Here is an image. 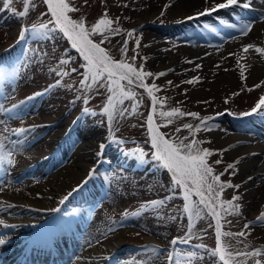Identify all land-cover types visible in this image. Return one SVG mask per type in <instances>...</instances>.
<instances>
[{
  "label": "rangeland",
  "instance_id": "374dc122",
  "mask_svg": "<svg viewBox=\"0 0 264 264\" xmlns=\"http://www.w3.org/2000/svg\"><path fill=\"white\" fill-rule=\"evenodd\" d=\"M171 1L69 0L71 6L78 9L69 15L72 19L83 20L85 25L91 28L107 13V18L113 21L111 27L120 30L117 35L106 33L109 39L101 45L112 58L117 61L121 59L120 46L124 39H128L126 59L129 63H133L138 70L143 65L144 71L154 74L167 73L162 77H147L144 81L149 86L153 83L157 85L158 90H154V95L159 98V103L157 112L154 114V122L166 125L159 129L165 134V138L176 143L190 142L192 139L190 132L183 125L192 124L195 127L200 123V119L187 115L176 116L172 118L171 123H168L167 118L159 117L160 111L179 108L185 113H198L200 118L215 117L214 121L210 122L212 130H202L196 134L195 138L204 142L200 145L202 148L228 149L223 152L222 156L219 152L210 156L208 163L216 174L224 173L221 176L222 182L241 185L238 190L225 189L220 197L222 200H231L233 195L242 197L237 202L241 205L239 215H222V231L245 232V236L222 237V242L230 243L233 246V251L264 248V224H255L251 229H244V225L254 222L257 216H254L252 210L248 208L247 188L241 183L243 182V172L238 165L235 175L232 174L233 170L231 169L225 171L227 165L236 159L230 155L228 145H221V140L217 138V134L229 135L232 133L230 129H233V126L245 122L249 117H240L239 114L250 111L264 96V56H260L253 49H250L247 54L242 51L243 46L248 44L264 47V39L257 40L255 35L259 32L256 24L262 21L260 18L264 16V10L258 11L257 15L252 14L250 18L246 16L242 18L238 16V10L241 7H235L197 18L196 14L203 12L209 5L207 1H204L196 7L185 9L186 12L198 11L170 20L172 16L167 9L165 10V6L167 5L169 8L172 4ZM4 3L5 0H0V50L5 48L6 44L11 43L6 53L10 51L12 57L7 59V57L1 56L0 61L6 59L15 67H19V72L12 78L11 86L8 87L10 92L7 99H4V96L1 97L0 100H3L0 103L9 108L13 104H19L20 101L33 96L34 93L44 92V87L49 86L50 82L56 83L57 80H61L60 86L49 90L45 95L36 96L33 100L28 101L16 110L15 115L3 113L5 116H12L10 125L13 130L17 128L33 129L26 132V138L18 139L26 142L16 144L17 151L13 152V159L23 162L20 166L22 168L25 164L29 165V163L37 161L40 157L48 156L52 153V141L57 140L63 132L71 130L75 135L72 147L67 149L65 155L58 150L57 155L60 157L56 162L58 164L53 169L45 171L42 178L36 181H42L41 184H43L44 179L50 174L69 165L68 163L72 161L74 153L78 152L80 146L92 144L90 151L94 152V155L91 160V168H96L97 187L101 188L103 183L108 188V192H111V198L107 201L108 207L103 211H96V223L101 227H108L115 221H124L118 222L117 226L109 232L99 235L96 233L95 225L91 224L85 228V233L77 238L78 249L74 252L75 256L71 259L70 264H100L104 262L107 257L109 258L113 254L112 252L108 253L107 249H105L106 253L100 251L95 258H87L86 255L90 248L102 249L108 240L112 242L121 240V244L114 250H121L113 256L114 259L116 258L114 264H169L166 258L167 253L174 250L170 241L176 237H186L189 221L187 214L183 211L184 201L181 190L177 188L175 194L170 191L172 188L170 174L166 169H158L151 158L154 150L151 148L146 121L152 105L146 91L133 84L131 88L137 94L135 101H140L139 108L133 114L132 105L135 101L125 100L119 107L127 109V111L122 117L117 113L113 123L109 125L107 116L101 114L109 95L107 89L97 85L89 90L80 84L83 79L82 65L84 62L65 38L57 34L54 38L47 39L29 33L25 40L18 42L22 26L39 25L50 20L44 0H32L29 14L23 18L12 12V9H15L16 13L23 11V0H13L8 8L4 7ZM260 3L264 4V0H257V2L251 0L253 12L256 11L255 9L259 7ZM147 12H156L155 19L144 20ZM162 12L163 16H161ZM187 17H193V19L189 20ZM243 22H252L253 25V30L247 36L242 35L239 31V26ZM172 23L177 25L176 28L168 30L166 27ZM230 23L236 24L237 27H228ZM224 27L233 32H225ZM133 29H135L134 37L128 38L127 32ZM155 34H161L162 37L155 39ZM187 36H193L190 43H185ZM92 38L95 42L102 39L99 35ZM136 38L141 40L139 48L135 45ZM198 50L203 53L191 55L194 53L193 51ZM6 53L3 52L0 55ZM157 55H161V57L158 58ZM69 56L71 57L69 63L61 65L60 61ZM132 56H136L135 61L131 60ZM142 57H147V60H143ZM169 63L171 65H168ZM256 63L262 66V69L257 72L253 70ZM164 65L168 66L161 67ZM72 69H76V71L73 72ZM241 71L244 73L243 78ZM57 72H67L68 75L61 77L57 75ZM222 73H230L231 81L226 83L219 79L218 76ZM194 77H199V82L186 83ZM169 81L172 83L169 84ZM256 85L260 86L256 87ZM85 96L88 97L87 104L84 103ZM77 97L80 98L77 99ZM84 107H89L95 115L90 112L87 115L83 114ZM221 113L223 115H218ZM251 124L259 127L257 121H252ZM109 127H111V133ZM234 130L238 131L236 128ZM241 132L246 136L248 144H264V135L258 133L256 128L249 127ZM21 136L23 137L24 134ZM110 137L121 141L127 140L129 143L117 144L112 142ZM186 137L187 140H185ZM101 143L106 145L103 156L108 158L109 163L107 164L99 162L101 157H97ZM137 149H143L146 153L144 162L133 155ZM112 154L117 156V160L110 161L111 158L108 155ZM259 158L256 165L264 160V154L259 155ZM217 160H222V162L216 164ZM254 169L255 167L246 173ZM42 170L44 169L42 168ZM102 178L103 180H101ZM263 179L264 175L258 179L257 187L259 189L264 186ZM80 181L81 178L75 184L79 185ZM31 182L33 180L25 179L22 176V178L11 180L9 185L1 189L0 192L7 190L10 185L27 186ZM44 189L51 190L49 185H45ZM65 192L62 195L50 193L52 201L49 211L60 206L59 200L63 198ZM169 196H173V198L167 200V203L157 211L147 210L139 216L129 215L124 218L125 212L134 213L148 202L164 200ZM196 199L198 198L193 197V200ZM63 210L70 214L68 209H62L61 212ZM70 211L75 212L72 209ZM44 214L37 213L35 216L40 218ZM170 217H175V219H170ZM26 218L19 217V224H24ZM193 223L192 239L188 244H178L175 251L181 254H186L188 251L197 252L198 257L190 264H218L217 258L210 257L206 251V249H214L216 246L215 220L205 212L202 219L197 220L193 217ZM210 224L212 227H209ZM117 227L122 230L121 235L114 232L118 229ZM13 238L11 237L9 240H13ZM199 243L204 244L206 248H196ZM154 248L157 249V252H153ZM83 252H86L85 257ZM200 255L203 256V259H200ZM236 259L240 261L244 258L237 257ZM219 264L222 263L219 262ZM247 264H254V261L250 259Z\"/></svg>",
  "mask_w": 264,
  "mask_h": 264
},
{
  "label": "snow or ice",
  "instance_id": "6c2138e0",
  "mask_svg": "<svg viewBox=\"0 0 264 264\" xmlns=\"http://www.w3.org/2000/svg\"><path fill=\"white\" fill-rule=\"evenodd\" d=\"M13 0H5L4 7L8 8ZM24 9L23 11L16 13L15 9H12L14 15H18L23 18L29 14V7L32 0H23ZM47 5V14H50V20L47 23H41L39 26L33 24L31 27H21V31L18 37V42L20 40H25L29 33L33 36L40 35L44 38L51 39L55 35H61L69 43L72 49H74L83 60L82 72L83 79L80 84L87 89L95 88L99 85L100 88H106L109 95L105 105L101 110L102 115L107 116L108 124L111 125L116 118L118 113L121 117L127 111V109H121L119 105H122L125 100L132 99L135 101L136 93L132 91L131 86L133 84L137 85L146 91L147 96L151 99V111L147 116V132L150 139L151 148L154 150L151 154L152 161L158 169H166L170 174L172 188L170 191L175 194L177 188L182 192V199L184 201L183 211L188 217V233L186 237H176L170 241V245L174 249L167 253V261L169 264H190L191 261L198 257V253L194 251H188L186 254H181L175 251L178 244H188L192 239V229L194 227L193 217L197 220L203 218V213H207L215 220L214 232L216 246L214 249H206L207 254L210 257H216L222 264H247L248 260L254 261V264H264V248H254L251 251H233V246L228 242H222V237H235V236H245V232L241 231L239 233L225 232L222 231V215H239L241 205L237 203L241 200L240 195H233L231 200H222L220 197L223 191L227 188L239 189L241 185H233L230 182H222L221 176L224 173L216 174L213 167L208 163V158L217 152L222 156L224 151L222 150H211L207 148L200 147L203 141H199L195 138L196 134L202 130L211 131L212 126L210 122L214 121L215 117H204L200 118L198 113L191 112L185 113L179 108H172L170 111H160V118H167L168 123L172 122V118L179 116H191L196 119H200V123L195 125L185 124L184 128L188 129L192 139L190 142L184 143L173 142L170 139L165 138V134L159 129L162 126L154 122V114L157 112V106L159 103V98L154 95V90H158L157 85L153 83L151 86L146 84L145 78L147 77H162L165 76L166 72L152 73L150 71H144L143 65L140 66L138 70L133 63H129L126 59L128 51V39H124L122 45L120 46L121 59L114 60L109 52L103 48L101 45L105 40L109 39L106 33H111L112 35L119 34V29H113L111 25L113 21L107 18V13L104 14L91 28L87 27L83 20L72 19L69 15L78 9L71 6L69 0H44ZM165 6V10L167 9ZM241 7L244 9H249L251 7V0H222L220 3H215L213 0L212 7L206 8L203 12L196 14V17H201L205 15H212L213 13L229 8ZM163 12L161 16H163ZM187 19H193V17H187ZM260 19L264 20V16ZM52 25V27H49ZM230 28H236L237 25L234 23L228 24ZM252 22H243L239 26V31L242 35L247 36L252 31ZM135 29L127 32L128 38H133ZM99 35L102 39L99 42L93 40V36ZM141 40L139 38L135 39V45L137 48L140 47ZM250 49H253L260 56H264V47H257L253 44L244 45L242 48L243 53L247 54ZM231 55V54H230ZM71 57L67 59H62L60 61L61 65H67ZM136 56H132L131 60L135 61ZM143 60H147V57H142ZM199 67V65H197ZM73 72L76 69H72ZM19 72V67H7L0 65V81H4L10 78H14ZM57 75L63 77L67 76V72H57ZM242 78L244 77L243 71H241ZM126 82V83H125ZM194 82H199V77H194L191 80L186 81L188 84H193ZM169 84L172 82L169 81ZM61 80H57L54 85H50L48 89L44 92L34 93L33 96L27 97L26 100L20 101L19 104H13L11 108H7L3 103H0V112L8 113L10 115H15L16 110L22 105L26 104L28 101L33 100L36 96H41L47 94V92L55 87L60 86ZM260 85H256L259 87ZM251 90V89H250ZM7 99V97H3ZM80 97H77L79 99ZM227 102V101H226ZM84 103H88V97H84ZM140 106V101H135L132 105L133 114L137 111ZM83 114H89L88 108H83ZM95 115V113H92ZM264 114V96H262L250 111L240 113V117H251L253 115L261 116ZM223 115V113L218 114ZM4 123L0 120V124ZM33 129L17 128L14 134L17 136L23 135L28 131ZM7 131V129H6ZM180 131V129H177ZM109 132L111 133V127H109ZM7 139V137H5ZM188 138L186 137L185 140ZM112 142L117 144L122 143L120 140H116L114 137H110ZM26 141H13V144L24 143ZM210 143V141H207ZM106 145L101 143L99 145V151L97 152V157H101L104 154ZM4 148V144L0 142V149ZM136 155L141 162H144L146 153L143 149H137ZM0 161L8 166L14 165L16 162L13 159V152L7 151L3 156H0ZM222 160H217L215 163L220 164ZM240 160L229 163L225 171L229 169L233 170L232 174L235 175L238 171L237 165ZM95 174V169L90 170L89 175ZM251 180L252 178L249 177ZM86 183V181H85ZM80 185L73 192L80 189ZM70 192L65 196L60 203H64L65 200L71 196ZM193 197L198 199L193 200ZM173 196H169L164 200H154L142 205L141 209L134 213H124V218L129 215L139 216L143 211L152 210L157 211L167 200L172 199ZM202 206V207H201ZM59 209H54L58 211ZM158 214V213H157ZM170 219H175V217H170ZM3 221H0L2 224ZM255 224H264V211L260 213L254 222H249L244 225V229H251ZM7 227V226H6ZM209 227H212L210 224ZM9 242V238L0 236V246L5 245ZM196 248H206L205 245H196ZM153 252H157V249H153ZM237 257H243V260L237 261ZM200 259L203 256L200 255Z\"/></svg>",
  "mask_w": 264,
  "mask_h": 264
},
{
  "label": "bare ground",
  "instance_id": "6f19581e",
  "mask_svg": "<svg viewBox=\"0 0 264 264\" xmlns=\"http://www.w3.org/2000/svg\"><path fill=\"white\" fill-rule=\"evenodd\" d=\"M163 1V0H162ZM166 1V0H164ZM204 1L208 2V6L206 8L212 7L213 0H172L171 5L167 10L169 11L170 15L172 16L170 20H175L180 16L184 17L186 15H189L190 13H194L195 11H188L186 12L185 9H190L192 7H196L200 5L201 3H204ZM222 0H215V3H220ZM253 2H257V0H253ZM261 4V3H260ZM257 9H254L255 13H257L258 10H262L264 8V4H261L260 7H256ZM254 12H251L252 14H255ZM250 13V14H251ZM156 12H147L144 20L150 21L155 19ZM181 14V15H179ZM240 16V15H238ZM177 25L175 23L170 24L168 27H166L168 30L175 29ZM256 26L259 28V32L256 33V39L257 40H263L264 39V20L261 22H257ZM220 28H223L220 26ZM225 31H228L227 28L224 27ZM253 30V28H252ZM165 36V35H163ZM155 39H160L162 36L161 34H155ZM193 36H188L185 38V43H190L192 41ZM11 43H8L5 45V48L9 47ZM6 49L0 50V53H3ZM160 52V51H159ZM191 55H197V53H203V51H193ZM158 58L161 57V55H157ZM210 58V57H209ZM168 65H171L169 63ZM168 65H164L161 67H167ZM262 69V66L258 63L254 64L253 70L255 72ZM219 79L222 81H225L226 83L231 81L232 76L230 73H222L219 76ZM4 123H2L1 127L4 131L6 129H11L10 125V118H4ZM258 123V126H253L251 122ZM256 128V131L262 135H264V116H257L253 115L246 119L245 122L239 123L237 126H233V129H230L232 133L229 135L223 136L222 134H217V138L220 141L221 145H228L230 150V155L234 159H239L240 162L238 164L239 169L243 172V177L241 182L245 188H247L246 191V197L248 198V208L252 210V214L255 216L260 215L262 211H264V186L259 189L257 187L258 185V179L260 176L264 175V160L259 163V165H256V162L260 159L259 155L264 154V144L258 145V144H248L246 136L241 131L247 128ZM234 128H236L235 131ZM258 128V129H257ZM234 132V133H233ZM58 140V138H57ZM91 146L92 144L82 145L79 147L78 152L74 153V156L72 158V161L68 163L69 165L63 167L62 169L58 170L57 172H54L50 174L49 177L44 179V183L41 182H31L27 186H9L7 190H4L3 192H0V210H3L2 214H0V221H3V224H8L10 222L13 223V221L17 220V217L13 216V212L18 211V209H21L22 213L19 214L18 217H27L26 221H31L33 223L36 221V219L31 218L30 216L36 215V213L42 212L49 208L52 201V196H50V193L54 195H62L63 192L69 191L71 192L73 189H76V181L81 178L82 180L86 179V182L89 181V173L92 166L91 160L93 158L94 152H91ZM110 156V161L117 160V156L115 154L108 155ZM56 157H52L51 159L48 158L44 163H54ZM120 159V158H119ZM100 161L102 164L109 163L108 158L101 156ZM255 167L253 171L248 172L249 169ZM2 170H5V166H2ZM7 172V168H6ZM12 174H15L13 177L17 176L15 171H12ZM9 175V173H8ZM9 177V176H8ZM9 177V178H13ZM249 177L252 179L250 180ZM8 178V179H9ZM264 181V179H263ZM45 185H49L51 190L44 189ZM87 189H84L86 191ZM97 190V189H96ZM96 190L94 192L92 190H88V192L85 193V197H87L86 203L84 204L85 210H87V207L100 204L98 206V211H103L106 207H108V202L111 198V192H107L105 189H99V192L97 193ZM36 192V193H35ZM76 192V191H75ZM92 193V194H90ZM260 193V195H258ZM90 194V197L88 196ZM259 196V197H258ZM15 205V206H13ZM3 208V209H1ZM82 217V216H80ZM81 219V218H79ZM94 220V223H96V218H92L91 221ZM59 226V232H52L53 235L57 238V236L63 235L64 238H67L70 242V248L71 250H68L67 252H64V256L70 257L73 255L74 246H73V239L76 236V233H79L77 230H75L74 224L67 223L65 225V221H57ZM96 226V233L104 234L105 232H109L113 227H101L97 223L94 224ZM113 224V223H112ZM10 225H8V228ZM13 229H16L18 225H11ZM116 229L114 232H116L118 235H121L122 230ZM28 228L22 227V231H27ZM119 230V231H118ZM51 233V234H52ZM49 234L50 233H46ZM111 236V235H110ZM44 240V244L47 243L49 240L47 238H42ZM41 238H34L31 241L35 244H40L39 247L43 245V240ZM111 239V238H110ZM22 240V239H21ZM93 240V237H92ZM14 244H17L14 243ZM104 247L102 249H95L90 248L88 255H86L87 258H95L100 251L105 252V249H107L108 253L114 252V250L121 244V240L112 242L111 240H108L107 243H105ZM49 245V244H48ZM4 249H0V252ZM62 251L63 248H62ZM86 252H83V255L85 257ZM106 255V254H105ZM114 263L115 259L111 258ZM63 260V258L61 259ZM80 264V263H78Z\"/></svg>",
  "mask_w": 264,
  "mask_h": 264
}]
</instances>
